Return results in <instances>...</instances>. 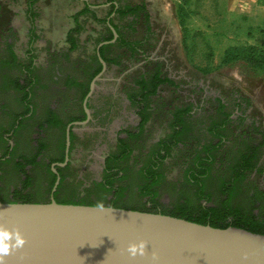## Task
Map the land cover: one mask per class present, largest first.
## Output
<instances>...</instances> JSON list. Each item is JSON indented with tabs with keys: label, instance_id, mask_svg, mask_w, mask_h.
I'll return each mask as SVG.
<instances>
[{
	"label": "rangeland",
	"instance_id": "rangeland-1",
	"mask_svg": "<svg viewBox=\"0 0 264 264\" xmlns=\"http://www.w3.org/2000/svg\"><path fill=\"white\" fill-rule=\"evenodd\" d=\"M86 1L90 5L104 3ZM141 1L152 14V46L148 47L151 59L144 66L128 56L120 65L107 64L105 79L96 82L92 100L95 124L83 128L74 140L71 165L59 194L61 200L87 197L107 205L115 200V189L106 191L97 183L104 175V159L117 154L119 138L127 139L132 133L130 157L121 163L126 179L116 183L125 187L118 198L120 203L128 207L161 206L165 210H173L186 200L198 204L197 189L186 179V160L178 149L171 150L159 169L164 178L153 189L159 205L145 193L146 180L141 171L160 140L169 136L174 114L185 106L200 104L204 98L197 91L200 87L206 88L207 100L215 93L239 90L253 100L264 121V70L254 69L241 58L223 63L230 48L254 44L264 48V39L253 33L260 27L253 25L257 15L254 0H125L126 5ZM83 6L76 0H0V159L9 147L6 134L23 117L14 137L17 149L3 164L0 188L5 196L17 192L40 200L50 197L54 177L48 169L63 155L65 135L62 124H55L51 114L67 123L82 113V88H65L63 82L69 77L88 82L91 66L95 65L96 44L109 36L107 28L90 17L78 35L77 49L68 60L63 56L70 46L67 33L75 24L73 9ZM94 9L100 19L108 18L111 11L106 6ZM129 23L128 17L115 19L116 25ZM146 33L136 23L125 37L137 42ZM120 53L115 46L106 51L110 58ZM157 65L164 69V76L173 78L175 85L163 84L150 96L143 122L139 106L132 100L133 92L139 88L135 81ZM26 68L32 78L30 88H26ZM207 111L194 113L192 121L197 130L204 129L201 121ZM207 138L206 131L200 134L202 142ZM257 180L260 185L262 181Z\"/></svg>",
	"mask_w": 264,
	"mask_h": 264
},
{
	"label": "trees",
	"instance_id": "trees-1",
	"mask_svg": "<svg viewBox=\"0 0 264 264\" xmlns=\"http://www.w3.org/2000/svg\"><path fill=\"white\" fill-rule=\"evenodd\" d=\"M76 1L82 2L84 6L73 9L72 17L75 24L67 33V42L70 44L69 51L63 54L67 60L69 54L79 46L78 35L84 31L90 17H94L109 32L108 37L98 40L96 44V53L93 58L95 65L91 66L92 72L88 75V82H80L77 78L71 77L63 82L65 88L71 86L82 88V96L85 98L90 90L91 81L103 68L98 53L106 63L111 62L120 65L123 57L128 56V53L131 57L135 56L139 42H127L118 32L116 26L115 30L119 33V38L113 42L114 32L110 27L112 19L109 25L107 18L100 19L94 7L86 0ZM140 9L141 7H138L133 10L136 11L134 15H139ZM113 11L118 12L114 9V5L111 6L109 14ZM119 11L124 12V14L128 12L124 9ZM124 45L128 47L120 54L111 58L107 56L106 51L109 48L115 46L121 49ZM240 58L245 59L256 70H264V48H261L258 44L228 49L223 63H230ZM25 72L30 71L26 68ZM29 74L26 88H30L32 85V78ZM166 83L175 85L172 79L163 75L160 66L145 75L143 74L141 79L135 81V85L139 88L133 92L132 100L138 104L139 114L143 122L146 120L144 113L147 105L149 106L150 96L156 94L159 86ZM235 107L240 111L238 114H234ZM201 108L203 111L208 109L201 121L204 129L201 127L198 130L196 129V124L192 121L194 116L192 113L193 106H185L174 114L169 136L160 140L158 148L141 171V174H143L141 176L144 181L146 180L145 193L151 195L152 200H154L153 203L159 205L155 200L157 192L153 190L161 184L164 178L159 169L171 150L178 149V152L186 160V179L189 184L197 189L198 204H191L186 200L176 205L173 210H165L161 206L128 207L120 203L118 198L123 195L125 187L116 186V183L126 179V170L122 168L121 163L130 157L132 149L129 140L134 138L132 133H129L127 139H119L120 150L117 154L108 156L102 181L97 184L106 191L115 189L116 199L109 204L114 207L168 214L200 224H209L213 227L227 228L234 226L264 234V185H261L264 182L263 116L259 114L253 100L237 89H232L227 94L220 92L214 99L206 100ZM51 116L55 124H62L66 130V124L61 120H57L55 113H52ZM204 131L208 133L209 138L202 142L200 134ZM61 146L65 152V135ZM64 152L56 162L64 161ZM19 165L23 168L22 163H19ZM48 170L52 174L50 167ZM53 177L50 193L56 182L55 175ZM258 178L262 181L260 185L258 184ZM22 198V202L50 201L49 199H34L29 195ZM57 201L89 205L97 203V201L89 200L87 197L62 200L58 197Z\"/></svg>",
	"mask_w": 264,
	"mask_h": 264
},
{
	"label": "water",
	"instance_id": "water-1",
	"mask_svg": "<svg viewBox=\"0 0 264 264\" xmlns=\"http://www.w3.org/2000/svg\"><path fill=\"white\" fill-rule=\"evenodd\" d=\"M98 55L104 71L107 63ZM95 87L94 81L91 92ZM66 142L68 152L70 129ZM66 162L53 164V171L57 173L55 165ZM105 207L100 211L95 205L63 203L53 197L47 202L0 201V224L19 228L27 241L5 264H264V234L168 214ZM141 240L147 242V254L130 257L128 245ZM153 252L158 259H152Z\"/></svg>",
	"mask_w": 264,
	"mask_h": 264
},
{
	"label": "flooded vegetation",
	"instance_id": "flooded-vegetation-1",
	"mask_svg": "<svg viewBox=\"0 0 264 264\" xmlns=\"http://www.w3.org/2000/svg\"><path fill=\"white\" fill-rule=\"evenodd\" d=\"M113 5H114V9L117 10L118 12L113 11L111 14H109L110 16H108V18H107V22L109 23V25H110V21L112 19V25L114 27L112 25H110L111 29H112V27L115 29V26H116L117 29H118V32L129 43H137V42H139L138 46H137L138 47L137 48V53L135 54V56L131 57L130 54L128 53V57L131 60H134L136 58L137 61H139L140 64H142L143 66L148 64V62L151 59L150 54L148 52V47L151 48V46H152L149 32L151 31V29L153 27L152 14H151L150 10L148 9V7L145 4V2H142V1L126 5L125 0L124 1L123 0H104V3H102L101 5H91V6H93L94 8L105 7V6L108 7V8H111V6H113ZM128 5H129V7H127ZM138 7H141L140 11L138 12L139 15H134V12H136V11H133V10H136V8H138ZM120 9L128 10L129 12L124 14V12L121 13V11H119ZM126 17L130 18V23L128 25H118V24L116 25L115 24V19L116 18H119V20L121 21V20L125 19ZM136 23L141 24L145 28V30H147V33L144 35L143 39L141 41H137V42L135 40L128 39L127 37H125V33L129 32V30H131L133 28V25L136 24ZM118 32H117V35H118L117 38H115V35H114V39L112 40L113 42H115L116 39L119 38V33ZM127 47L128 46H126V45L122 46L121 52H122V50L123 51L126 50ZM128 57H126V58H128ZM123 62H125V61L123 60L122 63ZM157 66H159V65H157ZM160 69L162 70V72L164 71L163 68H160ZM105 71H106V69L103 71V68H102V70L100 72V73H102L100 79L96 80V77L100 74L99 73L92 80V82H94V81L95 82H100V81L102 82V80L105 79L103 77ZM166 77H169L170 79H173L170 76H166ZM92 82L90 83V90H89L88 94L86 95V97L83 100L82 113L80 115L74 117L73 119L67 121V123H65L66 124L65 137L67 138V131H68V129H70L71 143H70V146H69L68 152H67V142H66V148H65V152H64L65 156H64V161H62V162H66V157L67 156H68V161L66 162V164L64 166L55 165V169L57 170V173L53 171V164L59 163V162L58 161L57 162L54 161L52 163V165H50V169H51L52 175H55L56 182H55V185H54V187L52 189V192L50 193L49 200H51V198L53 197L57 201V199L59 197V194H60V191H61V189L63 187V184H64V182L67 179L66 174H67V172H68V170L70 168V165H71L72 147H73V143H74L75 138L77 136L79 137V134H81L80 132H81V130L83 128L95 124L96 118L94 117L95 116V112H94V109H93V106H92V100H93V98L95 96L96 87L91 92ZM197 91L199 93L203 94L204 98L200 101L199 105L193 106V111H192L193 114L203 110L201 108V106H203L205 101L207 100V97L205 95V94H207V90H206L205 87L204 88L200 87V89L197 90ZM216 94L217 93L213 94V96H211L210 99H214L220 93H218L217 95ZM85 104H86V106H85ZM86 109L89 110V114L87 113ZM239 112H240L239 109L235 107L234 114H238ZM22 120H23V117H20V119L18 121V125H16V128L13 129L12 131H10L9 133H7L6 136H5V139L7 140L8 144H9V147H8L7 154L3 158L0 159V178L3 176V164L4 163H8L10 161V158L12 157L13 153H15V151L17 149L18 144L15 142L14 137L18 133V128L20 127V123L22 122ZM85 121H87V122L83 123V124H80V125L75 124L76 122H85ZM107 158L108 157H106L104 159L103 169H102L101 175H103V173H104V171L106 169V160H107ZM20 161L21 160L19 159L18 162L20 163ZM58 178H59V181H58ZM57 181H58V184H56ZM22 200H23L22 196H20L17 192H13L9 196H5L3 191H2V188H0V201H22Z\"/></svg>",
	"mask_w": 264,
	"mask_h": 264
},
{
	"label": "clouds",
	"instance_id": "clouds-1",
	"mask_svg": "<svg viewBox=\"0 0 264 264\" xmlns=\"http://www.w3.org/2000/svg\"><path fill=\"white\" fill-rule=\"evenodd\" d=\"M15 207L16 205H10ZM105 204L102 201H97L95 209L105 210ZM26 238L19 230V228L9 229L3 224H0V264H5L6 258L10 256L13 251L22 249L26 244ZM147 242L141 240L139 242L130 243L126 249L129 256L135 258L137 256H145L147 254ZM152 259H158L155 252L152 253Z\"/></svg>",
	"mask_w": 264,
	"mask_h": 264
},
{
	"label": "crops",
	"instance_id": "crops-1",
	"mask_svg": "<svg viewBox=\"0 0 264 264\" xmlns=\"http://www.w3.org/2000/svg\"><path fill=\"white\" fill-rule=\"evenodd\" d=\"M253 10L257 12L256 16H254L255 14L252 15L255 18H253V20L255 21L253 25L260 26L254 28L253 33L261 35V38L264 39V0H254Z\"/></svg>",
	"mask_w": 264,
	"mask_h": 264
}]
</instances>
